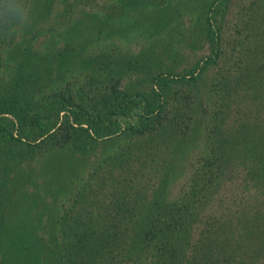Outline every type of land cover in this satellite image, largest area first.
<instances>
[{
    "label": "trees",
    "instance_id": "obj_1",
    "mask_svg": "<svg viewBox=\"0 0 264 264\" xmlns=\"http://www.w3.org/2000/svg\"><path fill=\"white\" fill-rule=\"evenodd\" d=\"M142 1L146 2L116 0V4L125 10L130 6L139 11ZM227 1L202 0L201 37L211 50L204 62L214 59L221 51L218 24L221 17L217 13H222ZM72 2H67V8ZM55 3L56 0H0V193H4L5 198L0 211V264H264L262 221L243 218L238 240L229 218L222 219L221 223L218 219L217 225L207 222L210 225L206 227L205 224L202 227L194 224L199 220L191 215L200 202L195 205L198 195L211 193L212 187L220 182L218 175L225 176L223 166L230 163L234 167L236 164L233 159L237 155H231L233 147L230 141L221 135L219 123L214 121L204 132L201 145L203 151L206 149L205 153L192 152L183 162L185 171L190 170L184 181L190 189L179 200H171L169 192L159 186L160 190L153 191L156 197L151 201L140 186L138 194L143 198L140 196L133 202L125 201L124 206L114 204L111 198L93 206L94 209L81 206L80 210L71 212L65 208L62 213L58 212V221L53 220L52 223H49V216L45 219L43 214L35 219L31 216L32 210L24 206L22 212L27 215V220L38 228L28 231L30 235L21 232L23 221L11 226L14 216H17V208L16 204L12 208L6 206L11 202L7 199L17 196L22 188L20 186L21 190L15 192L9 184L14 181L20 183L22 176H6L11 170L33 169L28 168L30 156L35 155L34 151L42 142L48 141L54 148L68 146L74 152L84 153L88 145L98 140H114L121 133L129 136L130 140L124 141V145L108 151V155L100 157L95 165L93 162L92 173L95 172L98 178L101 175L98 170L104 160L107 159L106 163L113 171L114 160L125 156L135 138L137 143L148 142L160 135L154 150L156 155L150 158L157 160L167 154L165 151H172V146L183 150L182 134H187V128L192 131L187 123L179 129L178 120L173 123L174 113L171 105L168 106L166 86L168 80H186L196 76L191 73L187 77V72L179 76L167 74L169 72L161 68L157 61L171 51L162 49L160 44L155 47L161 49L150 46L137 52H124L129 65L136 61L141 64V59L160 65L156 72L150 71L148 87L121 84L119 66L115 71L111 69L116 76L110 83L98 87L90 103L77 98L68 87L69 80L65 74L59 75L53 69L72 61L75 53L65 48L56 56L55 49L49 44L36 48L34 42L40 40V34L46 29L47 36L43 38L48 43H53L61 35L75 43L78 33L83 36V41L93 39L94 34H88L90 27L87 24L81 30L72 15L66 19L68 13L51 14L48 9ZM179 16L180 11L171 12L168 24L179 21ZM71 29L77 34L74 32L73 36ZM107 63L102 62L99 68L103 69ZM202 65L199 61L194 68ZM142 78L147 79L146 76ZM217 84L218 98L220 101L226 99L223 83L217 81ZM185 97L188 99V95ZM196 105L200 107L199 102ZM223 105L222 101L219 107L215 104V110L210 112L209 109L208 116H216ZM186 111H181V114L185 115ZM246 129L243 125L240 127V130ZM252 129L256 130V127ZM234 134L238 137V133ZM240 140L244 142V152L239 155L245 156L248 168L254 175L257 174V181L264 184V132H257L253 137L240 136ZM196 143L192 140L191 147ZM146 151L153 152L151 148ZM170 157L171 154L167 159ZM161 161L165 162V159ZM49 162L44 161L40 165L43 167ZM142 162L144 165L145 161ZM130 166L131 162L125 165L129 169ZM159 180L163 182L164 177ZM86 189L85 185L80 188L77 201L82 200ZM56 211H61V208ZM43 213L47 215L49 212L44 210ZM206 229L208 234L204 233Z\"/></svg>",
    "mask_w": 264,
    "mask_h": 264
},
{
    "label": "rangeland",
    "instance_id": "obj_2",
    "mask_svg": "<svg viewBox=\"0 0 264 264\" xmlns=\"http://www.w3.org/2000/svg\"><path fill=\"white\" fill-rule=\"evenodd\" d=\"M66 1L69 0H56L48 11L51 14L68 13L66 19L68 15H72L81 30L86 24L90 27L88 34L93 32L94 38L83 41V36L78 33L75 43L63 35L53 43H48L43 38L47 36L46 29L40 34V40H35L34 47L43 48L45 44H49L55 49L56 56L65 48L75 53L72 61L53 69L59 75L65 74L69 80L67 85L76 93V97L90 103L98 87L110 83L116 76L111 69L115 71L119 66L121 84L128 87H148L150 77H147L150 71L156 72L160 65L169 72L167 74L179 76L187 72L188 77L192 73L195 78L168 80L166 86L168 106L171 105L174 113L173 123L178 120L177 129L187 123L192 131L187 128V134H182L183 150L172 146V151H165L167 154L157 160L150 158L156 155L154 150L157 149L156 144L161 136L138 143L135 138L125 156L114 160L113 171L106 163L107 159L104 160L102 167L99 170L97 168L98 173L101 172L98 178L95 177V172L92 173L93 162L95 165L100 157L108 155V151L112 152L124 141L130 140L129 136L121 133L114 140H98L95 144L88 145L84 153L74 152L68 146L54 148L48 141L42 142L34 151L35 155L30 156L28 168L34 167L33 169L11 170L6 176H22L20 183L14 181L9 184L15 192L22 188L17 196L7 199L11 202L6 206L12 208L16 204L17 208V216H14L15 221L11 226L23 221L21 232L28 234V231L35 228L22 212L24 206L32 210L31 216L35 219L43 214L45 219L49 216V223H52L53 220L58 221V214L65 208L71 212L80 210L81 206L94 209L93 206L103 204L111 198L114 204L124 206L125 201L133 202L135 198H140V186L151 201L156 197L153 191L160 190L159 186L169 192L171 200H179L190 189L184 182L190 170L185 171L183 162L192 152L205 153L206 149L203 151L201 145L205 138L204 132L209 130L214 121L219 123L218 131L221 135L230 141V146L233 147L231 155H237L233 159L236 164L234 167L230 163L223 166L225 176L218 175L220 182L215 188L212 187L211 193L198 195L195 205L199 200L200 202L191 215L199 220L194 224H199L200 227L205 224L206 227L210 225L207 222L217 225L218 219L221 223L222 219L229 218L237 240V235L241 236L238 229L242 226L243 218L262 221L264 228V184H260L257 174L254 175L248 168L245 156L239 155L244 152V142L240 140V136L253 137L257 132H264V0H228L225 3L222 13H217L221 17L218 21L222 38L221 51L214 59L206 62L204 61L211 50L207 41L201 37L202 0H146L140 2L139 11L130 6L126 10L122 9L117 6L116 0H73L68 8ZM175 10L180 11L178 20L181 22L173 21L168 24L170 14ZM44 21L43 19L42 22ZM74 32L71 29L72 35ZM156 44L172 52L165 53L157 61L159 66L154 64L155 61L146 59H141V64L139 61L131 65L127 63L128 56L124 52H137L139 49H149L150 46L161 49L155 47ZM167 45L170 47L166 48ZM104 61L108 62L107 65L103 69L99 68ZM199 61L203 64L202 67L194 68ZM49 63L50 61L47 65ZM144 76L147 79L142 78ZM217 81L223 83L224 96H227L221 100L224 102L223 108H219L216 116L210 118L207 114L209 109L213 112L215 104L219 107L221 102L216 91L219 90ZM185 95H188V99ZM221 98L223 99L222 95ZM197 102L200 107L194 106ZM185 109L187 113L182 115L181 111ZM242 125L247 129L240 130ZM253 126L256 130L252 129ZM234 133H238V137ZM192 140L198 144L191 147ZM145 144L148 145L144 146ZM141 146L144 147L140 151ZM147 148H151L153 152H147ZM170 154L171 157L167 159ZM161 159H165V162ZM142 160L145 161L144 165ZM44 161L50 162L41 167L40 163ZM128 162H131L130 169L125 167ZM141 165L142 168H139ZM162 177L163 182L159 180ZM84 185L87 187L84 197L77 201L79 190ZM3 194L0 193V211L3 208L1 205H4ZM59 208L61 211H56ZM44 210L49 213L44 214ZM85 214L87 217L86 210ZM204 233L209 232L206 229Z\"/></svg>",
    "mask_w": 264,
    "mask_h": 264
}]
</instances>
